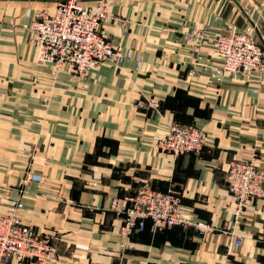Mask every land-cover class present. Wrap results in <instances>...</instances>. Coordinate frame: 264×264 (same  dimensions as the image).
Masks as SVG:
<instances>
[{
	"label": "crops",
	"instance_id": "1",
	"mask_svg": "<svg viewBox=\"0 0 264 264\" xmlns=\"http://www.w3.org/2000/svg\"><path fill=\"white\" fill-rule=\"evenodd\" d=\"M66 1L0 0V214L20 202L24 223L56 237L48 264H264V198L237 223L225 181L232 159L255 158L264 172V68L217 82L223 60L209 46L197 64L184 40L194 25L211 35L252 25L264 50V0H108L104 35L141 64L104 61L83 74L29 44L31 22ZM146 100L160 109L137 105ZM177 120L203 129L200 152L157 148ZM144 182L174 188L183 213L211 228L155 230L148 220L123 247L111 200L123 205Z\"/></svg>",
	"mask_w": 264,
	"mask_h": 264
},
{
	"label": "built area",
	"instance_id": "2",
	"mask_svg": "<svg viewBox=\"0 0 264 264\" xmlns=\"http://www.w3.org/2000/svg\"><path fill=\"white\" fill-rule=\"evenodd\" d=\"M107 2L100 0L96 7H89L81 5L78 0H67L58 4L53 15L37 18L29 29L34 35L31 42L41 45V58L58 66L68 65L79 74L105 60L120 63L132 58L131 53H125L121 46L110 42L102 31L103 22L112 17L105 13ZM254 29L252 25L245 29L229 26L226 32L211 35L194 25L191 30L184 32V40L191 45L197 64L205 60L209 46L212 48L211 53L223 60L213 74L219 82L225 72L251 75L264 68V50L254 38ZM137 63H141L139 58ZM146 104L153 109L161 107V103L156 100L137 102L140 107ZM203 144L204 131L191 124L174 123L168 134L156 138V146L160 151L175 155L200 152ZM40 178L37 174L30 176L31 180ZM225 181L237 204L238 223L252 199L264 198V172L255 158L232 159L227 163ZM120 201L114 197L111 208L119 211L122 217L120 234L125 240L123 247L131 246L128 245L131 237L135 232L144 230L148 220L152 221L155 230L180 227L202 233L211 228L208 222L184 214L181 199L171 188L163 191L144 182L124 198L123 205ZM15 204L17 206L11 207L9 213L0 214V260L5 263L31 264L55 262L56 237L44 236L24 223L17 213L22 204ZM240 243L238 237L235 246Z\"/></svg>",
	"mask_w": 264,
	"mask_h": 264
},
{
	"label": "bare ground",
	"instance_id": "3",
	"mask_svg": "<svg viewBox=\"0 0 264 264\" xmlns=\"http://www.w3.org/2000/svg\"><path fill=\"white\" fill-rule=\"evenodd\" d=\"M98 4H96L94 7H96ZM108 9V10H107ZM107 9H105V13H107V14H109V15H111V12H110V10H109V2H107ZM55 13V12H54ZM53 13V14H54ZM53 14H50V15H53ZM112 16V15H111ZM36 19H34L32 22H31V24L35 21ZM30 24V25H31ZM33 26V25H32ZM40 29V28H39ZM34 31V30H33ZM35 33V32H34ZM114 44V43H113ZM115 45H118V46H121V45H119V44H115ZM122 47V46H121ZM122 50L125 52V53H131L132 54V58H130V59H128V60H125V61H123V62H128V61H131V60H134V61H136V63H137V60H138V58L141 60V56L140 55H135L133 52H131V51H129V50H125L123 47H122ZM41 54H42V48H41ZM42 59V58H41ZM43 60V59H42ZM105 61H109V60H105ZM104 62V61H103ZM114 62V61H113ZM123 62H120V63H123ZM138 64V63H137ZM141 64V63H140ZM140 64H138V65H140ZM98 66V65H97ZM58 67H61V66H58ZM94 68V67H93ZM90 69H92V68H90ZM90 69H88V70H90ZM87 70V71H88ZM86 71V72H87ZM215 72H216V69H215ZM215 72H213L212 73V77H214L213 76V74L215 73ZM203 130V129H202ZM170 131V130H169ZM168 131V132H169ZM168 132L166 133V134H168ZM166 134H164V135H159V136H157L156 138H158V137H160V136H165ZM9 211H10V209L8 210V212L7 213H9ZM6 213V214H7ZM1 215H4V214H1ZM52 238H54L53 236H51ZM2 261V260H1ZM3 262V261H2ZM13 262V261H12ZM12 262H9V263H12ZM3 263H5V262H3ZM9 263H5V264H9Z\"/></svg>",
	"mask_w": 264,
	"mask_h": 264
},
{
	"label": "trees",
	"instance_id": "4",
	"mask_svg": "<svg viewBox=\"0 0 264 264\" xmlns=\"http://www.w3.org/2000/svg\"><path fill=\"white\" fill-rule=\"evenodd\" d=\"M174 98H176V96H174ZM188 99L190 100V101H195L196 99L195 98H193V97H188ZM179 120V119H178ZM175 121V123H179V124H191V125H195V124H193V123H186V122H182V121ZM170 189V188H169ZM171 189H173V190H175L174 188H171ZM166 190H168V189H166ZM166 190H163V191H166ZM176 191V190H175ZM138 232V231H137Z\"/></svg>",
	"mask_w": 264,
	"mask_h": 264
},
{
	"label": "rangeland",
	"instance_id": "5",
	"mask_svg": "<svg viewBox=\"0 0 264 264\" xmlns=\"http://www.w3.org/2000/svg\"><path fill=\"white\" fill-rule=\"evenodd\" d=\"M43 15H44V14H43ZM43 15H42V14H39V15L37 16V18H42V17H44ZM37 18H36V19H37ZM29 27H30V26H29ZM32 38H34L33 33H31V35H30V37H29V44H33V45H34L35 43H32V42H31V39H32ZM108 40H109V39H108ZM109 41H110V40H109ZM110 42H111V41H110ZM28 179L30 180V176L28 177Z\"/></svg>",
	"mask_w": 264,
	"mask_h": 264
}]
</instances>
